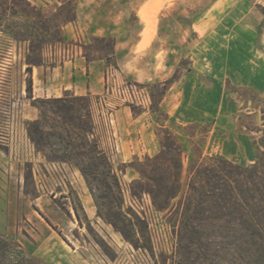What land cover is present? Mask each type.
Wrapping results in <instances>:
<instances>
[{"label": "rangeland", "instance_id": "1", "mask_svg": "<svg viewBox=\"0 0 264 264\" xmlns=\"http://www.w3.org/2000/svg\"><path fill=\"white\" fill-rule=\"evenodd\" d=\"M74 4L75 0H0V234L7 244L19 245L34 264H264V254L206 252L189 244L173 230L171 216L155 210L150 197L141 192L134 169L137 161L159 151L161 128L168 129L183 155L193 160L222 156L240 165L254 161L255 143L264 131V0H148L134 18L145 23L142 35L147 42L173 40L174 71L169 78L158 83L127 79L108 63L100 78V94L78 97L64 91L39 96L40 65L47 74L53 66L69 64L75 55L109 59L112 39L75 32L74 21L62 23L73 15ZM6 28L24 39H14ZM27 59L33 62L34 98L77 97L74 111L63 109V115L78 117L89 126L94 119L103 144V119L111 112L118 149L135 150L121 158L117 153L114 167L131 195L149 199L153 212L145 208L147 219L142 220L124 207L135 224L134 231L126 227V237L97 217L76 168L47 160L75 152L50 133L67 131L73 144L80 141L72 134V125L61 117L53 121L55 104L33 105L26 97ZM108 68L115 70L120 85L144 88L150 97L148 108L113 97L106 105L99 103ZM41 115L39 152L29 133ZM153 140L156 151L148 152ZM81 151L87 153V147ZM183 164H188L185 157ZM8 246L10 252L13 246ZM3 255L0 264H9L11 257Z\"/></svg>", "mask_w": 264, "mask_h": 264}, {"label": "trees", "instance_id": "2", "mask_svg": "<svg viewBox=\"0 0 264 264\" xmlns=\"http://www.w3.org/2000/svg\"><path fill=\"white\" fill-rule=\"evenodd\" d=\"M1 19L0 15V22ZM74 20L73 13L62 23ZM5 33L16 40L24 39L9 28ZM26 63V97L33 105L43 101L55 104L53 121L56 123V117H61L65 124L72 125V134L80 141L79 145L73 144L72 135L67 131L65 135L52 132L50 138H59L65 147L75 152L70 156L45 157L49 161L76 168L93 199L97 217L126 237V227L134 231L135 224L127 217L118 176L105 152L95 139L87 137L92 123L89 126L81 123L78 117L63 115V109L74 111L72 105L77 97L71 100L66 95L48 100L34 98L31 77L33 62L27 59ZM41 122L42 115L31 123L34 131L29 133V140L39 152L42 151L39 143ZM159 131L164 134L163 139L159 140V151L154 156H145L142 161H137L134 168L139 176L136 183L141 192L150 197L154 209L166 211L171 216L169 222L175 233L203 251L264 254V131L256 140L254 161L248 165L234 163L222 156L193 160L191 156L183 155L177 138L168 129L161 128ZM84 146L87 153L81 151ZM184 157L188 160L186 167ZM8 245L13 246L10 252ZM5 252L11 257L9 264H34L32 259L22 254L19 245L7 244L0 234L2 258Z\"/></svg>", "mask_w": 264, "mask_h": 264}, {"label": "crops", "instance_id": "3", "mask_svg": "<svg viewBox=\"0 0 264 264\" xmlns=\"http://www.w3.org/2000/svg\"><path fill=\"white\" fill-rule=\"evenodd\" d=\"M147 1L75 0L73 30L87 36L112 39L109 59L107 62L101 58L86 60L75 55L69 64L63 62L58 67L53 66L47 74H43V65H40L38 73L42 88L38 95L50 97L64 91H71L78 97L100 94V78L108 63L127 79H152L158 83L169 78L174 71L173 40L163 42L153 38L147 42L142 35L145 23L134 18ZM57 69L62 75L59 78ZM169 92L170 89L166 91L165 99ZM154 143L157 144V140H153L148 152L156 151ZM134 153L135 150L118 149L119 158ZM86 201L94 205L91 195Z\"/></svg>", "mask_w": 264, "mask_h": 264}, {"label": "built area", "instance_id": "4", "mask_svg": "<svg viewBox=\"0 0 264 264\" xmlns=\"http://www.w3.org/2000/svg\"><path fill=\"white\" fill-rule=\"evenodd\" d=\"M105 78L106 85L103 93L98 97L99 103H103L104 105H106L108 99L110 97H113L116 101L128 103L130 105H134L143 109L148 108V106L150 105V97L148 95V92L144 88L138 87L135 84L120 85L117 82L116 73L114 69H106ZM111 115L112 113L109 112L107 115H105L103 119L106 134V141H104L105 144H103L97 139L96 132L98 130V126L96 125L94 119L92 120L91 132L88 133L87 137L88 139H95L97 141L101 149L105 152L109 162L111 163L113 171L118 176L117 170L114 167V158L118 153V143L115 130L112 125ZM118 180L121 195L123 198V207H130L140 219H147L145 208L153 212V207L151 206L149 199L145 196L140 199H137L135 196L131 195L128 186L125 183L121 182L119 176Z\"/></svg>", "mask_w": 264, "mask_h": 264}]
</instances>
